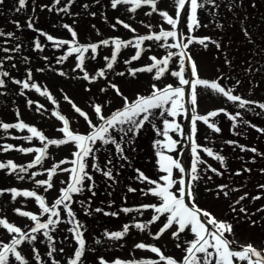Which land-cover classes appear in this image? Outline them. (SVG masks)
<instances>
[{"label": "snow or ice", "instance_id": "6c2138e0", "mask_svg": "<svg viewBox=\"0 0 264 264\" xmlns=\"http://www.w3.org/2000/svg\"><path fill=\"white\" fill-rule=\"evenodd\" d=\"M98 2V0H97ZM160 0H110L111 8L117 9L120 5H132L129 9L135 12L137 9L144 5L151 8L150 12H146L145 15L151 16L152 13H158V15L163 19V21L170 26V29L165 30L161 27L160 31L152 32L148 35H138L134 36L132 39H121L119 37L105 38L101 39L95 43L82 44L79 43L77 39V32L69 24H63L62 27L67 29L70 33L72 39H59L50 35L34 26L32 18L26 21V27L31 29L33 32H38L39 36H44L47 41L52 42L57 48H63L68 45L66 55L58 58L57 63H62L71 56H75L77 61L73 71L77 69L83 74L79 79L88 81L89 83L95 82L97 79H103L108 82V87L113 89L116 95L121 99V107L114 111L106 114L105 103L110 104L111 101H104L100 103L93 102L91 104L92 114L82 110L77 106L68 96H64V99L71 105L74 112L83 118L87 125V131L85 133L74 132L71 129V121L65 115L60 112H53L52 115L55 116L59 121L62 122V127H59L57 131L62 134V138L50 139L42 131H39L34 126H29L23 120H19V112H16V116L19 120L18 123H4L0 122V128L4 130L8 129H19L21 131L27 130L31 133L30 136H25L24 139L31 141L33 138H38L39 141L44 144V147L40 148H24L20 147L16 149L21 153H38L32 163L28 164L26 168L30 169L36 165L41 164L42 160L45 158L48 150V145H54L60 147L67 144H72L75 147V151L71 154L72 159H62L55 163L52 167L46 170L47 179L36 180L35 183L38 187L44 188L47 192L53 189V177L57 175V172H66L69 174L68 181H61V184H65V187L59 189V195L54 200V202L49 206L46 203V199L43 195H39L35 190H18L16 188L11 189H0V195L5 191H10L12 193V199L15 201L17 197L32 198L39 205V214H34L31 211L22 210L21 208H15L14 211L21 217L28 218L30 221L34 222V226L28 227L27 230L15 225L10 222L6 217H0V228L4 229L10 235V241L4 242L0 240V264H30L27 255L23 253L20 246L27 242L29 245H33L30 248L32 253V258L36 261V264H44L42 260L41 253L34 246V242L37 241L36 234H42V237L48 241V250L46 251V256L51 259V264H60V261L56 260L54 253L57 252L55 247V239L51 233L56 231V227L61 223H66L70 225L67 229L68 232L72 233L73 239L76 241L78 247L75 249L72 256L68 259V264H82V258L85 255L86 241L84 239V225L76 218V213L72 210L71 203L73 202V195L80 194L85 190L84 181H92L93 177L87 171L89 157L92 158V165L94 171L101 173L104 177L110 180H114L111 168H101L99 163L96 162V152L99 150L96 147L97 142L102 145H113L119 158L122 160H127L128 157L124 155L125 145H130L133 143V137L140 132L141 129L145 127V124H152L153 119L158 115L160 117H165L162 120L163 128L156 129V133L159 136L164 137L163 140L157 139L154 141V146L156 147V156L158 157V171L164 173L158 177V179H151L144 172L137 169V179L141 182H145L146 185H152L153 187L147 188V191H143L144 195H152L159 200L158 204H146L141 205L143 209H152L154 215L146 223L137 222L135 224H124L121 231L115 232H105V235L113 240H120L128 234L130 228L134 227L141 232L149 228L150 225L156 224L161 221V217L164 220L161 222V226L155 234H152V239L159 241L162 236L170 229L171 238L175 241V247L182 249L183 256L177 260L174 256H166L162 247L156 246V244H146L144 242H139L134 245L136 249L147 250L154 253L158 259H140V260H130L123 261L116 259L111 262V264H235V261H246L247 264H264V250H258L253 245L248 244L242 246L241 250H235L232 245L233 240H230L226 233L232 234V224L227 221L217 220L209 211L199 208L195 204V196L193 194V182L198 180L200 169L198 165L206 163V161L201 159L200 152L203 151L208 157H213L215 160L219 161L221 165H224L225 158L222 155L216 154L211 148L203 147L196 142V133L198 131L197 122H203L209 129L219 133L221 129L214 123L210 122L212 118L217 117L219 114L223 113L228 118L233 121V129L236 128V121L241 117V113L237 111L235 114L228 113L225 108H220L217 110L208 111L204 115L197 113V89L198 87H203L205 89L211 90L214 94H218L227 101L236 104L238 108L245 109L249 105L255 104L259 109L264 110V103H259L257 101H252L244 99L240 95L233 94L234 89L225 88L217 81H209L207 79H202L198 75L197 63L193 59L191 52L189 51L190 45L199 44L204 48L208 47L211 43L215 45L217 49L221 47L220 42L212 39L211 37H197L193 33L198 30L202 25L199 19V12L205 9L206 5H212L215 8H219L217 0H172V7L174 8V15L170 14L167 10H160L157 8V4ZM5 0H0V5H3ZM18 7L15 11L20 12L28 6V0H17ZM55 5L61 4V0H53ZM75 3V0H68V3L58 9V12L68 13L71 5ZM243 0H229L228 8L229 10L235 9L238 6H242ZM255 7V4L251 5ZM83 7L87 9L88 4H84ZM43 8H48L49 11L52 9L48 5H43ZM185 19L186 27L188 30V35H185L180 31L181 26V16ZM95 15V13H92ZM246 19V18H245ZM11 23L17 28V30H22L19 21H11ZM143 23V22H142ZM117 24L123 25L125 29H129L131 32L135 33L136 30L131 28V26L124 21L117 19ZM241 32L251 42V37L246 26H244V21L241 20ZM95 27V26H93ZM151 27V25H147ZM218 27H223L218 25ZM115 28V25H113ZM39 36H37L33 43L34 49L43 51V45L40 42ZM0 37H4V43H9L12 39H19L16 37L15 32H5L0 30ZM171 40V43L168 41ZM145 41H155L159 47L165 49H175L176 51H167L162 57H157L156 55L149 56V64L138 67L127 69V75L136 77L138 73H152V79L154 81H161L166 74H170L172 77L177 78L178 84L173 85L171 83L165 84L163 87L157 86L156 83L151 84L150 94L141 95L137 94L132 99L120 90V88L111 81L108 80L107 73L114 70V66L117 63L118 56L123 48L132 47L135 49V53L128 59L123 61L124 64H132L133 61H137L141 58L143 52L147 49L143 48L142 45ZM163 42V43H161ZM110 48L111 52L109 55L103 56L102 59L106 63L97 68L94 74H90L88 68L85 64L86 53H89L87 57L89 60H96L99 56V50L102 48ZM21 45L16 44L15 46L3 47L0 46V52L7 55L0 57V69L3 68L5 61H12L14 57L10 53H17L20 51ZM178 57V69L170 70L169 65L173 61V58ZM25 63L28 62L29 58L27 56L22 57ZM47 60V57L44 58ZM229 65L231 61L226 60ZM186 64L190 65L191 76L194 77L193 80L185 78ZM11 67L15 68L16 65L12 64ZM37 71H43V69H37ZM247 71H252L248 68ZM116 76L125 77V71H116L114 73ZM59 75L64 76L66 73L63 71L59 72ZM5 78L11 79L16 85L22 86V89H34L37 93L42 96L47 97L56 104L51 93L45 88L42 90L41 86L35 82H32V71L26 69V78L15 79L11 77L8 71H0V89L6 86ZM190 86V99L186 100V87ZM108 88L102 87L100 92H107ZM90 91V89H86ZM3 93H0L2 95ZM24 95L23 91L20 93ZM37 105V111L44 108V105L39 104L31 99L27 100L28 106L31 108L33 104ZM190 103L192 105L191 112V132L186 137L189 141L192 160L190 169H186L178 159V157L170 155L169 153L178 152V149L182 146V141L185 139V133L181 124L177 122L176 117L184 116L187 117L189 109L186 104ZM156 110H159L157 112ZM166 117H172L171 120ZM244 123H248L244 121ZM256 127L255 125H251ZM153 124V128H155ZM257 131L264 132V129L257 128ZM171 133H176L179 135L180 139H176L171 135ZM117 134L119 138H117ZM129 134H132L130 136ZM238 134V133H237ZM229 144H235L234 141H228ZM241 151H251L257 153L256 148H246L243 145H238ZM14 146L7 145L3 146L4 151L11 150ZM179 154V153H178ZM264 155V154H261ZM71 164L72 167L64 168L61 165ZM107 164H112V160L109 159ZM25 166H20L12 161L0 162V169H10L11 173H17V178L23 180L24 176L19 175L21 172L26 171ZM209 169L216 173L217 175H222L217 169ZM174 171H178L181 175L177 180L174 177ZM244 171L250 172L251 169L245 168ZM264 172V169H261ZM40 173H32V178L39 175ZM185 174H187L188 179H185ZM241 172H236V175H241ZM179 184V188L175 191L173 189ZM95 187L94 182L88 185L87 190L92 192ZM228 185H220L219 192L223 193L225 197L229 195L228 191L225 189ZM259 188L264 190V184L259 185ZM129 192H135V188H129ZM231 191H239V189L233 188ZM247 194L239 197L235 201V204H240L241 201L245 200ZM254 200L261 199V196L253 197ZM191 202V206L189 202ZM83 204L84 202H80ZM63 206V210L66 213L67 219H61L60 208ZM90 206V205H89ZM140 211V208L135 209ZM232 210L235 211V205H232ZM264 210V209H262ZM95 212H103L101 208H95ZM122 212L129 213L132 212V208H122ZM241 212H245V208H240ZM85 214H88L87 212ZM105 215L117 216L116 212H105ZM47 216L46 221H41V216ZM190 233L192 239H183L181 242L182 234L185 236ZM43 242V241H41ZM96 243H100L99 240ZM64 249L60 248L59 252L63 253ZM11 258V260H10ZM99 264H109V261L105 260L103 257L99 259Z\"/></svg>", "mask_w": 264, "mask_h": 264}, {"label": "rangeland", "instance_id": "374dc122", "mask_svg": "<svg viewBox=\"0 0 264 264\" xmlns=\"http://www.w3.org/2000/svg\"><path fill=\"white\" fill-rule=\"evenodd\" d=\"M63 1L65 3L64 5L68 3V0ZM50 2H53V0H33V5L31 6L30 2V7L28 6L22 11H30L31 14H33L35 11H38L41 14V19L45 25L49 23V18H56L57 16L59 17L60 21L62 20V24H69L71 26L76 25L77 27L75 31L78 34L77 39L79 43L82 44L95 43L100 41L101 39L112 37H119L121 39L127 40L132 39L134 38V36L138 35H148L152 32L158 33L161 27H163L165 30L170 29V26L163 21V19L158 15V13H152L151 16L145 15L147 11H151L150 8H142L138 12L136 10L137 17L134 19V21L129 22L131 28H134L136 30V32L133 33L129 29H125L123 25L117 24V19L124 21L127 17L131 16V11L129 10L131 5H120L117 7V9H112L110 0H98V2L97 0H75L77 6H71L69 12L64 13L58 12V9L64 5L52 7L53 3L50 4ZM164 2L166 9H168V11L172 15H174L172 0H164ZM217 3L220 5L219 8H215L212 5H206L205 9H202L200 11L199 19L201 21L202 26L198 30H196L193 35L197 37H211L212 39L220 42L221 47L219 49H216L215 45L209 43L207 48H204L199 44H192L189 48L193 52V54L197 55L198 57V62L200 63L198 64V66L199 71L201 73L199 74V77L202 79H207L206 77H209V80L211 81L215 80L224 87L228 85L227 88L234 89L233 94L235 95H240L243 97L245 96L251 99L252 101H258L259 103H262V98L264 97V81L262 80L261 82V78L263 77L262 70L264 67V48L258 51V54L256 53L257 56L259 55V68L256 70V81L252 82L249 79V76H247L249 72L246 70L247 61L245 62L243 56L244 50L240 49V42L242 38V32H240V30L242 27L241 20L244 21V25L247 24L245 19L246 13H252V15L255 14V17L258 21L257 25H262L264 23V0H243L242 6H238L237 8L232 10H229L228 8L229 0H217ZM84 4H88L89 7L85 9L83 7ZM252 4H255V7H252ZM43 5H48L49 8H51L52 10L49 11L48 8H43L42 10L41 7ZM13 7L14 4L12 0H5V3L3 5H0V30L5 31L7 28L10 29L13 27L11 23V21H13V17L12 12L10 11V9L13 10ZM161 7V5H157L158 9H160ZM92 13H95V15H92ZM2 17L3 22L1 19ZM42 21L37 22V24L40 26ZM181 21L183 22L182 32L185 35H188L185 19L183 18ZM51 24L54 23L51 21ZM4 25L6 26V28ZM113 25H115V28H113ZM147 25H151V27L149 28L147 27ZM218 25H222L223 27H218ZM43 27L44 26H42L41 29H38L42 30ZM52 29H56V31L58 32V36L62 37L61 39H72L69 32L67 34H62L58 27H55L54 25H52ZM37 34L38 32H35V35ZM4 40V37H0V42L3 43ZM259 41L261 42V40ZM171 42V40L168 41V43ZM28 47L31 48V46ZM28 47L24 46V49L22 48L23 50L27 51H22L20 53V59H22V57L24 56H27L29 58L30 63H33L34 67L38 69L44 68L46 62L50 64L48 70L38 72L34 71L33 80L39 83L41 88H46L51 93L53 99L56 101V105H54L51 100H49L45 96H42L45 99H41L42 105H44V108L41 109V114H43L41 116V123H43V126L48 128L50 132L49 136H51V138H62V134L57 131V129L59 127H62V125L61 123L56 122L55 120L57 118L52 115L54 107L55 109H57V111H61L60 113L62 115H65L67 118L73 121L71 127L74 132L85 133L88 130L84 119L79 117V115L74 112V109L71 107V105L64 99L65 95L68 96L77 106H79L82 110L88 112L90 115L92 114L91 104L93 102L100 103L104 101H111L110 104L105 103L106 114L121 107V99L116 95L113 89L108 87L107 81L103 79H97L95 82L89 83L88 81H84L83 79L78 78L81 77L83 74L78 69L75 72L73 71V68L77 63L75 56L69 57L62 63H57L59 57L66 55L67 49L69 47L68 45H65L63 48H57L52 43H47L45 46H43V51H34L33 49H27ZM142 47L147 49V51L143 52L141 58L137 61H133L132 64H124L123 61L125 59L130 58L136 50L132 47L123 48L121 50L120 55L118 56V60L116 65L114 66V70L109 71L107 73L108 80L112 83H115L124 93V95L129 97V99H132L137 94H150V86L153 83H156L159 87H163L165 84L168 83L178 84L177 78L171 77L170 74H166L161 81H154L152 79V73H138L135 78L130 75H127V69L143 67L149 64V56L156 55L159 58L165 55L167 51H176L175 49H165L159 47L157 42L155 41H145ZM227 48H229V53L223 52L218 57L217 55L215 56V54L221 51V49L225 50ZM110 52V48L102 47L99 50L100 54L99 56H97L96 60H89L87 58L89 56V53L85 54V64L90 74H94L97 68L103 66L106 63L105 61H103L102 57L109 55ZM45 57H47V60L44 59ZM226 60L231 61V64L229 65L228 63H226ZM169 68L170 70H179L178 57L173 58V61L170 63ZM20 70H22V74H20V79H25L22 67ZM61 71L66 73V75H59V72ZM116 71H125L126 76H116L114 74ZM102 87L108 88L107 92H100V89ZM251 88H253L254 91H252ZM86 89H90V91H86ZM36 99L39 98L36 97ZM197 99V113L200 115H204L208 111L217 110L219 108H228L231 114H235L237 111L241 113V117L238 118L240 130H243V132H245L246 129V132H248L250 138H253V140L244 141V145H246V148H254V146L259 147L257 149L256 154H253L251 151L246 152L247 154H252V158H255V160L257 161L255 168L257 167V169H264V155H261L264 154V132L256 130V128L264 129V110L259 109L255 104L248 106L245 109H240L237 107L236 104L227 101L226 98L218 94H214L213 92H211V90L205 89L203 87H198ZM56 107H60V110H58L59 108ZM186 107L188 108L187 104ZM156 111L159 112V110ZM35 112H38L37 109L35 110ZM157 116L153 120L158 122V124L162 125V120L164 117L159 116L157 118ZM24 118L30 120L27 116H24ZM171 119L172 117L169 118V120ZM176 120L178 123L181 124V127L184 130L185 139L182 141V146L178 149V152H172L171 155L177 156L181 164L187 169L184 164V160L182 159V157H180V150L182 147L186 146L187 143H189L186 138L189 135L187 124L188 115L187 117L178 116L176 117ZM244 121H247L248 123H244ZM210 122L218 124L220 122V116L218 115L217 117L212 118ZM228 122V119L224 120L222 124V131L219 135H217L216 132H212L211 129H209L205 124H203V122H197L198 131L195 137L197 144L203 147L211 148L214 153L224 156L225 161L224 165L222 166L221 163L215 160L213 157H208L203 151L200 152L201 159L206 161V163L198 165V168L201 170L199 173L200 178L194 181L193 183V194L195 196V204L199 208L206 207L205 210H209L210 212H212L213 215H215L213 211L216 212L218 215V217L217 215H215L217 220L227 221L228 223L232 224V234L229 235L226 233V236H228L230 240L234 241V244L232 245L233 248L241 250L242 246L248 243L253 244L257 248L259 247L260 250H264V224L260 226L250 225L249 228L245 229L241 228L239 225V227L235 226L231 221V217L234 219V221L237 222V224H246V219L244 218L242 213L238 211L237 208H235L236 210L234 212H230V210L228 209V205L225 202L227 201L225 197L220 195L213 196L212 187L214 186V184L212 182L216 180L218 183L228 185L226 191H228L229 195L235 193L234 201L238 200L240 196L245 195L243 194L245 191L242 190V188L246 184H248V180H250L251 182L256 176L254 171H251L249 175L245 174L246 171H244V168L242 169L243 173L241 175H236V172H238L240 169L236 166L235 158L229 156V148L224 149V146L222 145L223 139L219 137L225 135L226 133L230 134V127L227 124ZM145 125L147 127L148 123H146ZM251 125H255L256 127L254 128ZM147 129L149 130V133L148 131L145 132V140L150 141V144L148 146H145L146 141H143V146H141L140 149V162L142 163V165L140 164L137 167L143 169L142 171H144L146 175L151 179H158V177L161 176V172L158 171V157L156 156L157 149L154 146V141L157 139L161 140V136L157 135L153 126ZM143 130L144 128L141 129L140 132L133 137V143L136 142V138L139 137V134H141ZM129 135L132 136V134ZM173 136L176 139H180L179 135L176 133H173ZM117 138H119L118 134ZM127 146L129 145L126 144L125 148H127ZM96 147H98L99 150L97 152H99L100 155L108 154V152L109 154H116V150L113 145H102L100 144V142H97ZM75 150L76 149L72 144H67L60 147H56L53 145L51 147L50 154H52L58 162L65 158L69 160L72 159L73 157L71 154ZM97 152L96 156L98 155ZM23 158L25 161L28 159L25 156H23ZM91 159L92 158L89 157L87 160V171L92 176ZM62 166H64V168H67L68 166L69 168L72 167L71 164H64L61 165V167ZM209 166L211 168L217 169L218 172L222 173V175H217L216 173L212 172L209 169ZM188 169H190L189 163ZM174 175L179 179L181 174L178 171H174ZM258 175L260 178H256L257 181L252 183L256 184L258 189H260L259 185L264 184V180L260 174ZM60 176L61 178L69 179L68 173L66 172H63V174H61ZM186 178H188L187 174H185V179ZM90 183L91 181H84L85 189ZM146 187H148V185H145L142 188L139 186V189L136 190H138L140 194L142 192L141 190H147ZM233 188L239 189V191H231V189ZM241 190L243 191V193H240ZM215 191L216 190H214V192ZM84 192L85 190L83 191V193ZM80 194L73 195V202L71 203L73 206L80 205ZM145 196L146 195L144 194L143 196L139 197L135 196L136 198L130 200L134 203H138L140 202V198ZM56 198V194L52 193L51 200L54 201ZM81 198L83 197L81 196ZM7 199L8 201H11L10 197H8ZM82 200L83 202L86 201L85 198ZM155 200L159 203V200L156 197H154L151 202H154ZM85 205L86 204H84V206L82 207V215L76 214V218L79 221L81 220L82 224L88 222L89 215L85 213H90L91 211L90 206ZM254 206H256L258 210L264 209V199L259 200L258 203L254 204ZM32 207L34 209L39 210V205L36 202L32 204ZM61 209L60 212H64V214L61 215V219H67L65 211ZM0 217L12 219L11 221L15 223H18V220L23 218L14 211L13 207L9 209H1ZM116 221L119 220L115 218L108 219V222L111 223V225H113ZM116 226L117 229L121 227L119 225ZM160 226L161 222L157 224V228L151 231L152 233L150 232L151 234H149L148 239L151 240V242L162 244V246L166 249V256H174L177 260H179L184 253L182 249H178L175 247L176 242L173 241L171 238V231L174 229H170L164 236L161 237L159 241L152 239V234H155ZM69 227L70 225L66 223H61L56 227V231L51 233L55 239V247L57 248V252L53 255L56 260L60 261V264H68L69 257L72 256L75 249L78 247L76 241L73 239L72 233L67 231ZM87 229L88 228H85V226L82 229L85 234V239L88 240V242L86 241V250L84 257L82 258V264H99V259L101 257H105L106 260V258L108 259V257L112 256L114 252L113 250H111L110 252H108L111 253L109 255L105 254L97 256V261L93 259L92 253L96 251H93L91 249H97L98 243H96V241L99 240V233L97 232L98 229L97 231L93 230V232L89 229L91 232L89 231L88 235ZM113 230H115V228H113ZM133 232H135V230ZM94 233L97 236H95ZM6 234L7 232L4 229L0 228V240L5 241L6 239H8L9 236H7ZM36 235L38 238L37 241L34 242V246L41 253L44 264H51V259L46 256V251L48 250V241L42 237V234ZM128 236V242L130 240V242H133L138 239L137 234H128ZM185 238L191 240L193 237L190 233H188L186 236L185 234H182L181 242ZM93 245H96V248ZM32 246L33 245H29L27 242H25L23 245L20 246V249L23 251V253L27 255L30 264H36V261L32 258V253L30 252V248ZM60 248L64 249L63 253L59 252ZM137 252V250H134L133 253L128 251H121V253H123L121 257L126 258L128 261L152 259L153 257L150 252H140L139 254H136ZM235 264H247V262L237 260Z\"/></svg>", "mask_w": 264, "mask_h": 264}, {"label": "trees", "instance_id": "16d2710c", "mask_svg": "<svg viewBox=\"0 0 264 264\" xmlns=\"http://www.w3.org/2000/svg\"><path fill=\"white\" fill-rule=\"evenodd\" d=\"M251 31H252V28H251Z\"/></svg>", "mask_w": 264, "mask_h": 264}]
</instances>
